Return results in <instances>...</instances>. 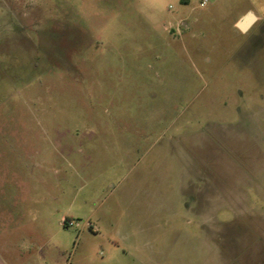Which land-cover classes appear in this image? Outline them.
Returning a JSON list of instances; mask_svg holds the SVG:
<instances>
[{"label":"rangeland","instance_id":"obj_1","mask_svg":"<svg viewBox=\"0 0 264 264\" xmlns=\"http://www.w3.org/2000/svg\"><path fill=\"white\" fill-rule=\"evenodd\" d=\"M0 256L264 264V0H0Z\"/></svg>","mask_w":264,"mask_h":264},{"label":"water","instance_id":"obj_2","mask_svg":"<svg viewBox=\"0 0 264 264\" xmlns=\"http://www.w3.org/2000/svg\"><path fill=\"white\" fill-rule=\"evenodd\" d=\"M256 21V16L250 12L242 20H240L238 23V28L241 32L246 33L256 23Z\"/></svg>","mask_w":264,"mask_h":264},{"label":"crops","instance_id":"obj_3","mask_svg":"<svg viewBox=\"0 0 264 264\" xmlns=\"http://www.w3.org/2000/svg\"><path fill=\"white\" fill-rule=\"evenodd\" d=\"M251 13H253V12H251ZM253 14H254V13H253ZM244 15H245V14H244ZM244 15H242L241 18H242ZM254 15H255V14H254ZM255 16H256L257 21H258V20H259V17H258L257 15H255ZM257 21H256V22H257ZM0 264H9V262H8V260H7L6 258L0 256Z\"/></svg>","mask_w":264,"mask_h":264},{"label":"flooded vegetation","instance_id":"obj_4","mask_svg":"<svg viewBox=\"0 0 264 264\" xmlns=\"http://www.w3.org/2000/svg\"><path fill=\"white\" fill-rule=\"evenodd\" d=\"M254 25H255V24H254ZM254 25H253V26H254ZM253 26H252V27H253ZM252 27H251V28H252ZM251 28H250V29H251ZM250 29H249V30H250ZM242 33H243V32H242ZM251 37H252V35H251Z\"/></svg>","mask_w":264,"mask_h":264},{"label":"built area","instance_id":"obj_5","mask_svg":"<svg viewBox=\"0 0 264 264\" xmlns=\"http://www.w3.org/2000/svg\"><path fill=\"white\" fill-rule=\"evenodd\" d=\"M203 5H204V3H203Z\"/></svg>","mask_w":264,"mask_h":264}]
</instances>
